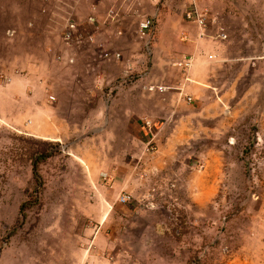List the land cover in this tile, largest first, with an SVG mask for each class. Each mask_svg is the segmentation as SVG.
<instances>
[{"label":"rangeland","instance_id":"rangeland-1","mask_svg":"<svg viewBox=\"0 0 264 264\" xmlns=\"http://www.w3.org/2000/svg\"><path fill=\"white\" fill-rule=\"evenodd\" d=\"M157 4L181 21L193 10L204 34L218 38L212 71L224 101L204 104L212 118L203 131L186 143L175 135L165 150L149 141L143 121L134 128L122 116L109 126L104 116L87 114L134 78L144 82L146 65L108 98L107 87L124 74L109 62L104 72L112 80L98 91L68 84L89 82L79 69L57 82L47 59L40 64L49 84L27 92L19 81L0 86V264H264V0ZM125 25L126 39L133 37ZM9 42L20 47L22 40ZM22 57L39 63L31 48L9 58L18 65L6 72L13 80L27 73ZM86 92L93 93L90 103ZM9 93L21 98L3 102ZM21 107L30 114L19 116ZM171 113L154 115L170 118L160 132L171 129ZM107 125L108 134L95 129ZM124 129L127 139L135 137L129 149L116 144Z\"/></svg>","mask_w":264,"mask_h":264},{"label":"crops","instance_id":"crops-1","mask_svg":"<svg viewBox=\"0 0 264 264\" xmlns=\"http://www.w3.org/2000/svg\"><path fill=\"white\" fill-rule=\"evenodd\" d=\"M156 1L0 0V78L3 80L0 86L19 81L14 83L15 86L18 89L23 87V91L27 92L29 88L38 89L49 84L50 82L45 81V67L41 65L46 59L51 61L46 71L51 72L57 82L61 81L66 72L73 73L75 69L84 71L89 82H78L80 80L76 78L68 84L88 87L90 91L93 88L98 91L112 80L104 72V67L108 65H104V62L115 65L119 72L131 74V81L134 76H139L141 66L146 65L142 77L144 82H134V78L133 84L126 86V89L122 88L112 102L104 105L98 99L99 107H90L87 114L95 119L104 116L108 125L109 121L114 124L122 116L134 128L143 121V132L149 141L154 139L162 143L165 150L168 145L171 149L177 143L175 135H181L182 141L186 143L192 139L195 130L203 131L206 117L212 118L204 116L206 110L203 105L210 104L214 108L215 104L219 105L224 101L223 96L216 92L218 84L214 82L212 71V67H216L215 51L220 44L215 35L206 36L196 22L181 21L168 15L166 9H159L162 4L155 5ZM154 8H157L159 14L157 12L153 39L146 50L136 36L135 26L142 16L151 13ZM126 22L132 26L130 30L133 34V37L127 39ZM189 23L195 28L193 32L186 31L187 25H191ZM66 32L70 33L69 40L63 38ZM10 40H22L20 47H15ZM8 43L10 46H2ZM18 48L21 50L19 53ZM30 48L33 56H38L39 63L31 64L24 57L20 58L22 72L33 73L29 74L30 77L23 73V78L13 80L6 72L9 69L16 70L18 65L7 63L8 59L17 54L30 55ZM185 59L189 62L187 66L178 65ZM85 94L83 101H93V93H89V96L87 92ZM5 97L1 100L7 103L21 98L18 94L12 97L10 93ZM55 102L53 108L59 109ZM56 103L60 104V100ZM141 104L144 110L140 109ZM177 106L181 110L171 113L172 108ZM19 111V116L30 114L24 107ZM170 113L175 114L171 118H176L175 122H171L168 134L162 133L159 129L167 125L170 118L158 121L154 115L164 117ZM219 113H222L221 110ZM180 119L183 124L176 123ZM108 125L95 129L100 134H108ZM140 130L142 131V127ZM128 134L131 132L124 129L122 137L116 139V144H121L123 149H129L131 144H136L135 137L127 139Z\"/></svg>","mask_w":264,"mask_h":264},{"label":"built area","instance_id":"built-area-1","mask_svg":"<svg viewBox=\"0 0 264 264\" xmlns=\"http://www.w3.org/2000/svg\"><path fill=\"white\" fill-rule=\"evenodd\" d=\"M156 15H157V8H154L153 11L149 14H146L142 16L137 22L135 26V33L136 36L141 40L142 46L144 49L148 50L150 43L153 39V33L155 29V22H156ZM184 17L187 20H192L197 23V25L202 26L203 25V18L199 16L196 12L193 10H186L184 12ZM63 38L66 40L70 39V33L66 32L63 35ZM188 60L185 59L182 63H178V65H182L183 67L188 65ZM132 75L131 74H122L115 80V83L110 84L109 87H107L104 97L108 98L110 97L111 92L116 90L118 87L128 84L131 82ZM52 99V96L49 97ZM120 201H125V197L120 196Z\"/></svg>","mask_w":264,"mask_h":264},{"label":"trees","instance_id":"trees-1","mask_svg":"<svg viewBox=\"0 0 264 264\" xmlns=\"http://www.w3.org/2000/svg\"><path fill=\"white\" fill-rule=\"evenodd\" d=\"M34 164V163H33Z\"/></svg>","mask_w":264,"mask_h":264}]
</instances>
